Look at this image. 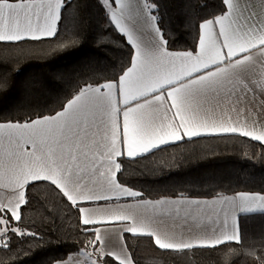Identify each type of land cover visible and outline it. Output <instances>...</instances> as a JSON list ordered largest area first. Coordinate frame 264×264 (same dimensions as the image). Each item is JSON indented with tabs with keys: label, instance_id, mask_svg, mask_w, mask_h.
I'll use <instances>...</instances> for the list:
<instances>
[{
	"label": "snow or ice",
	"instance_id": "6c2138e0",
	"mask_svg": "<svg viewBox=\"0 0 264 264\" xmlns=\"http://www.w3.org/2000/svg\"><path fill=\"white\" fill-rule=\"evenodd\" d=\"M100 3L131 48L130 66L114 80L85 83L54 115L0 122V193H6L0 195V248L9 249V233L40 238L19 222L41 182L74 207L93 235L87 244L93 251L80 249L54 264H82L80 255L87 264H134L124 251V233L146 235L159 249L177 252L240 244L239 214L264 212V194L152 201L116 177L122 157L135 159L186 138L239 135L264 143V0H220L218 13L197 25L191 51L169 50L159 0ZM71 4L0 0V43L56 36ZM13 59L0 55V92L8 91L11 72H18ZM121 198L137 200L110 203ZM202 217L211 223L194 233L191 222ZM108 222L123 227H92ZM109 231L118 235L106 243ZM259 244L228 248L220 253L221 264H234L241 254L264 264V238Z\"/></svg>",
	"mask_w": 264,
	"mask_h": 264
},
{
	"label": "trees",
	"instance_id": "16d2710c",
	"mask_svg": "<svg viewBox=\"0 0 264 264\" xmlns=\"http://www.w3.org/2000/svg\"><path fill=\"white\" fill-rule=\"evenodd\" d=\"M159 4L160 27L174 51L194 50L197 25L221 7L220 0H159ZM61 42L65 46L60 47ZM130 52L124 37L109 25L100 0H72L62 11L56 36L18 45L0 43V55L14 58L18 70L11 72L8 91L0 92V122L54 115L85 83L95 86L122 74L130 66ZM120 162L118 181L145 199L264 194V143L239 135L186 139L135 159L122 157ZM33 192L35 198L22 209L19 224L40 238L9 233V249L0 248V264H54L80 249L93 251L87 247L92 233L84 231L79 214L53 186L41 182ZM239 227L240 244L230 242L217 249L177 252L159 249L146 235L125 234L124 239L134 264H221L220 253L228 248L255 242L259 249L264 212L241 215ZM234 264L255 261L241 254Z\"/></svg>",
	"mask_w": 264,
	"mask_h": 264
},
{
	"label": "crops",
	"instance_id": "0c3cea01",
	"mask_svg": "<svg viewBox=\"0 0 264 264\" xmlns=\"http://www.w3.org/2000/svg\"><path fill=\"white\" fill-rule=\"evenodd\" d=\"M57 29H58V26H57ZM47 38H51V37H45L43 39H47ZM202 137H210V136H202ZM198 138H200V137H198ZM186 139H188V138H186ZM192 139H195V138H192ZM188 140H191V139H188ZM180 142H182V141H180ZM180 142H174V143H170L168 145H174V144H178ZM168 145H165V146H168ZM162 147H164V146H162ZM158 149H160V148H158ZM158 149H156V150H158ZM150 153H152V152H150ZM150 153H148V154H150ZM143 156H145V155H143ZM139 157H142V156H139ZM136 158H138V157H136ZM117 180H118V178H117ZM125 187H127V186H125ZM0 195H6V193H0ZM232 195H234V194H232ZM222 196H231V195H222ZM219 197L220 196L214 197V198H193V197L170 198V197H165V198H161V199H169V200L183 199V200H201V201H205L206 200V201H211L213 199H218ZM136 200H137V198H121L119 201H115L114 200V201H111L110 203L113 206H115L116 204L125 205V204H133V203L136 202ZM148 200H151V199H148ZM155 200H160V199H155ZM155 200H152V201H155ZM97 206L98 205H95V204L91 205V207H97ZM204 207H207V206H204ZM214 207L220 208V207H222V205H215ZM259 212H261V211H257V212H253V213H259ZM243 214H251V213H242V214H239L238 219ZM210 223H211L210 221H208L206 218H203L202 217L199 221H192L191 222V227H192L193 232L198 234V233H200L201 229L207 230V228H208V226H209ZM97 226H99L102 230L123 227V225L120 224V223H118V222H108V223H104V224H100V225H93L92 227H97ZM125 234H128V233H124L123 236H122V239L124 240V242H125V239H124ZM116 235H118V234L115 233V232H111V231L105 233V235H104L105 242L108 243V241L110 239H114L116 237ZM85 251H88V250H85ZM124 251L127 252V253H130L129 250L127 249V246L124 248ZM79 260L82 262V264H87V258L84 257L83 255H80L79 256Z\"/></svg>",
	"mask_w": 264,
	"mask_h": 264
},
{
	"label": "rangeland",
	"instance_id": "374dc122",
	"mask_svg": "<svg viewBox=\"0 0 264 264\" xmlns=\"http://www.w3.org/2000/svg\"><path fill=\"white\" fill-rule=\"evenodd\" d=\"M136 191V190H135Z\"/></svg>",
	"mask_w": 264,
	"mask_h": 264
}]
</instances>
